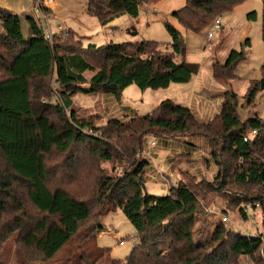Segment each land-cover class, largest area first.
I'll use <instances>...</instances> for the list:
<instances>
[{
	"label": "trees",
	"instance_id": "obj_1",
	"mask_svg": "<svg viewBox=\"0 0 264 264\" xmlns=\"http://www.w3.org/2000/svg\"><path fill=\"white\" fill-rule=\"evenodd\" d=\"M158 1L86 0V11L106 25L122 15L137 18L140 5ZM244 1L185 0L172 16L183 29L198 32ZM0 21V264L3 246L14 234L28 262L237 264L246 257L249 264H264V233L242 234L220 224L208 239L195 237L197 217L209 197L222 192L227 198L229 187L246 191L245 198L233 200L243 216L242 205L259 204L264 226V120L253 116L241 121L236 94L226 92L218 115L206 122L171 100L143 116L108 119L99 127L72 109L71 98L79 93L120 101L130 85L145 91L188 83L199 67L185 62L178 30L165 24L171 39L167 46L141 41L83 47L80 40L69 43L74 32L68 29L46 39L32 17L26 18L27 38L19 16L0 8ZM261 39L264 44V0ZM249 47L245 38L222 65L213 64V78L233 80ZM260 72L246 93L248 104L264 91V58ZM148 136L207 139L217 169L214 180L182 179L164 196L146 194L147 162L139 154ZM51 156L60 158L53 168L47 166ZM103 163L112 164V172L114 165L123 166L122 173L113 177ZM252 187L255 193L249 194ZM94 208L98 218L118 209L134 226L136 242L123 261L98 247L99 222L81 230Z\"/></svg>",
	"mask_w": 264,
	"mask_h": 264
},
{
	"label": "rangeland",
	"instance_id": "obj_2",
	"mask_svg": "<svg viewBox=\"0 0 264 264\" xmlns=\"http://www.w3.org/2000/svg\"><path fill=\"white\" fill-rule=\"evenodd\" d=\"M59 2L66 10L78 12L79 18L72 22H65V27H71L74 33L76 32L70 34L69 43L80 40L83 47L90 44L100 47L109 43H139L141 41H154L167 46L171 39L165 24L171 25L180 32L185 48L184 60L186 63L198 65L197 74L188 83L171 84L164 89L141 91L134 85L128 86L121 94L122 105L129 107L133 114L145 115L162 101L171 100L175 104L190 108L198 119L213 120L220 111L224 94L233 92L237 96L238 115L241 121L253 116L264 120V91L259 92L251 104H248L245 99L251 82L260 78V70L263 64L264 44L261 39L263 0H245L235 6L228 14L214 18L221 20L222 28L220 30L213 31L212 23L214 20H211L209 26L198 32L183 29L172 16L173 12L185 5V0H160L156 4H142L139 6L137 18L122 15L106 25H101L93 15L84 13L86 0H59ZM252 12L251 16L253 17L249 18L248 14ZM41 23L43 24V22ZM22 27L25 33V25L22 24ZM210 31H213V38L207 40V33ZM245 38L250 40V47L245 50L246 60L237 65L234 79L230 81L215 80L212 76V65H222L228 53L232 49L238 50ZM94 64L98 65L97 63ZM91 76L90 73L86 74L87 79ZM104 97L105 95L101 94H76L71 98L72 109L75 110L78 118L90 120L96 127L102 126L110 117L115 116V113L112 114L110 110L106 109ZM128 119L120 120L127 121ZM98 134L96 132V135ZM151 141H153L152 144ZM209 151L207 139L200 136H184L167 140L158 137L147 138V141L145 139L139 156L140 159L147 162L148 166L152 167L147 170L148 173L152 170L156 172L155 176H143L145 181L144 192L152 196H164L168 193V185L158 177L160 172L175 183L181 179L184 182L192 181L194 183L200 180L213 181L217 169L210 159ZM207 158L209 161L205 163ZM59 160L58 156H51L47 161V166L53 168ZM114 166L116 170L112 172V164H102L106 172L112 174L113 177L121 174V167H123L117 164ZM231 188L228 189V194L231 195H228L227 198L222 192L209 197L211 202L203 208L205 212L203 211V214L197 217V224L194 228L196 230L195 237L202 238V240L208 239L215 227L223 224L219 219L222 215L228 217L229 221L223 224L228 230L242 234L247 232V235L252 236L264 233L261 210L257 208L252 212V210L247 209V214L243 216L240 212L241 205L236 206L233 200L237 197L245 198L246 191L244 188ZM255 190L252 187L248 193H255ZM253 205L254 203H248L242 207H253ZM97 211V208L93 209L91 219L82 226L81 230H85L92 223L97 224L99 222L102 225L101 232L103 234L98 235L100 233H96L98 247L109 249L112 259L123 261L136 242L134 226L118 209L102 218L94 216ZM250 215H253V218ZM256 224H258V228ZM119 241H124V245L120 246ZM74 244L75 242L72 243V245ZM22 251L19 245L15 243V234L12 235L3 246L2 259L4 264H47L41 261H24ZM249 263L246 257H242L237 264Z\"/></svg>",
	"mask_w": 264,
	"mask_h": 264
},
{
	"label": "crops",
	"instance_id": "obj_3",
	"mask_svg": "<svg viewBox=\"0 0 264 264\" xmlns=\"http://www.w3.org/2000/svg\"><path fill=\"white\" fill-rule=\"evenodd\" d=\"M34 3H35V0H0V8L5 9V10L11 12L12 14L20 17V19H21V30H22V33H23L25 38L28 37V23L26 21V18H28V17H32L33 19L37 20L40 23V26L42 25L41 22L44 23L46 21L51 34L58 32L59 27H61L62 30L68 29V30L74 32L71 27H65V22H67V21L72 22V21L78 19L79 18L78 12L74 13L72 11L66 10L65 8H63L61 6V3L58 0L57 2H53L48 7V11H46L44 14L42 12H38L37 14H35ZM83 11H84V13H87L86 9H83ZM22 24L25 25V33L23 32ZM3 34H4V29H3L2 23L0 21V36ZM101 95H105L103 101L105 102V104L108 107V108L106 107V109L110 110V112L112 114L115 113V116L110 117V119H119L120 120V119L131 118V117L137 116L136 114H133V112L130 110L129 107H125L122 105V98H120V101H117L112 96H109L106 94H101ZM107 110H106V112H107ZM127 114H132V115H127ZM193 114H194V112H193ZM107 115L109 117V114H107ZM203 115L205 117V114H203ZM194 116L196 117L195 114H194ZM196 119L198 121H203V122L211 120V119L202 120V119H198L197 117H196ZM147 138H153L154 139L155 137L148 136ZM147 138H146V141H147ZM159 139L167 140L165 138H159ZM152 142L153 141H151V144H152ZM150 168H152V167L148 166V164H147L145 169H144V171L146 170L145 176H155V172H156L155 170H152L150 173H148L147 170H149ZM162 176L165 177L169 182H171V181L174 182L172 179H169L164 173L160 172L158 174V177L162 182H164ZM174 184L176 185L177 183L174 182ZM102 234H103V232H100V234H98V235H102Z\"/></svg>",
	"mask_w": 264,
	"mask_h": 264
},
{
	"label": "built area",
	"instance_id": "obj_4",
	"mask_svg": "<svg viewBox=\"0 0 264 264\" xmlns=\"http://www.w3.org/2000/svg\"><path fill=\"white\" fill-rule=\"evenodd\" d=\"M58 0H35V3H34V11H35V14H37L38 12H42L43 14L45 13L44 12V10L45 9H48V7L53 3V2H57ZM41 28H42V31H43V34H44V37L46 38V39H48V40H50L51 39V37H52V34H51V32H50V30H49V27H48V25H47V23H46V21L41 25ZM212 28H213V31L214 30H220L222 27H221V20L219 19V18H217V19H214V22L212 23ZM59 29V31H62V28L61 27H59L58 28ZM213 31H210V32H208L207 33V40H210V39H212V37H213ZM88 133H91L92 134V132L91 131H88ZM96 135V134H95ZM96 136H99V134L98 135H96ZM162 178H163V180H164V182L168 185V188H171V187H175V184H174V182H169L165 177H163L162 176ZM171 183V184H170ZM257 208H260L259 207V204L258 203H254V205H253V207H246V208H244V214H247V209H250V210H252V212L255 210V209H257ZM251 216V218H253V215H250ZM220 221H221V223H223V224H225V223H227L229 220H228V217L226 216V215H222V216H220ZM255 219V218H254ZM257 225V228H258V224H256ZM256 225H255V227H256ZM246 234H247V232H245ZM118 244L120 245V246H122V245H124V241H119L118 242Z\"/></svg>",
	"mask_w": 264,
	"mask_h": 264
}]
</instances>
